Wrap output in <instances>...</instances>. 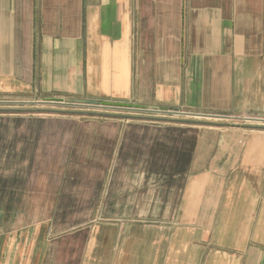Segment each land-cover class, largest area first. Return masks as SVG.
Masks as SVG:
<instances>
[{"label":"crops","instance_id":"0c3cea01","mask_svg":"<svg viewBox=\"0 0 264 264\" xmlns=\"http://www.w3.org/2000/svg\"><path fill=\"white\" fill-rule=\"evenodd\" d=\"M56 99L263 117L264 0H0V102ZM2 110L0 264H264V127Z\"/></svg>","mask_w":264,"mask_h":264},{"label":"built area","instance_id":"2783aa9c","mask_svg":"<svg viewBox=\"0 0 264 264\" xmlns=\"http://www.w3.org/2000/svg\"><path fill=\"white\" fill-rule=\"evenodd\" d=\"M65 102V101H64ZM100 102H116V101H100ZM0 104H6V106H13V107H23V106H34V107H51L53 104L52 100H35V101H1ZM11 104V105H10ZM96 110L92 111H104L107 110H115V113L120 114H138L137 112H142L150 117H155L159 119H185V120H206V121H232V122H240L242 124H246L249 126H259L264 127V116L256 117V116H243V117H232V116H221V115H213V114H200V113H192L186 112L183 110H160V109H146L143 111H131L134 113H129L121 108H95ZM122 111V112H121Z\"/></svg>","mask_w":264,"mask_h":264},{"label":"water","instance_id":"95a60500","mask_svg":"<svg viewBox=\"0 0 264 264\" xmlns=\"http://www.w3.org/2000/svg\"><path fill=\"white\" fill-rule=\"evenodd\" d=\"M53 104L55 106H68V107H79V108H121L124 110H129V111H143L146 110L147 108L130 104L127 102H100L96 100H82V101H76V102H64V100L56 99L52 100ZM153 109V108H152ZM2 111H10V112H22L26 110H2ZM31 111H38V112H47V113H52V114H64V113H69V114H77V115H104V114H98V113H90V112H83L81 111H75V112H66L63 110H31ZM131 117V116H129ZM171 121H179V122H187V121H181V120H171ZM190 123H195V124H210L207 122H196L192 121ZM255 127V126H251Z\"/></svg>","mask_w":264,"mask_h":264},{"label":"rangeland","instance_id":"374dc122","mask_svg":"<svg viewBox=\"0 0 264 264\" xmlns=\"http://www.w3.org/2000/svg\"><path fill=\"white\" fill-rule=\"evenodd\" d=\"M2 101H8V100H2ZM9 101H15V100H9ZM23 101V100H22ZM27 101V100H26ZM29 102V101H28ZM11 105V104H10ZM34 107V106H23V107H13V106H6V104H0V109H15V110H63L65 107V109L63 111H67V112H75V111H83V112H90V113H101V114H120V113H115V110H107L105 109L104 111H92V110H96L95 108H91V107H86V108H79V107H68L67 106H62V107ZM62 108V109H61ZM122 112V111H121ZM125 112H129V113H134L131 111H125ZM124 115H129V114H124ZM134 115V114H133ZM128 117V116H127ZM130 118V117H129ZM192 121H196V122H207V123H214L215 121H206V120H192ZM217 122H227V121H217Z\"/></svg>","mask_w":264,"mask_h":264}]
</instances>
